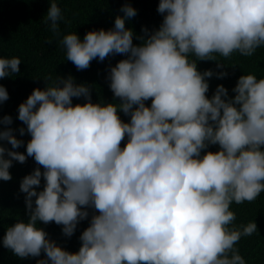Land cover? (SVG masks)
Segmentation results:
<instances>
[{
  "label": "clouds",
  "instance_id": "1",
  "mask_svg": "<svg viewBox=\"0 0 264 264\" xmlns=\"http://www.w3.org/2000/svg\"><path fill=\"white\" fill-rule=\"evenodd\" d=\"M120 11L112 29L89 31L82 40L73 32L60 41L77 70L126 56L108 75L120 103H93L88 85L57 76L18 106L26 126L19 134L31 139L26 154L0 144V181L12 179L13 161L28 157L43 171L36 167L21 180L28 219L7 228L3 247L19 258L43 252L37 264H246L235 245L257 225L230 227L231 205L264 192V78L241 75L234 97L218 85L209 99L214 73H201L189 57L215 61L216 54L252 56L264 47V0H159L162 23L141 36L126 28L137 10L125 4ZM63 19L51 0L45 23L59 35ZM21 63L0 58V78L19 74ZM81 97L86 102L73 105ZM8 99L0 85V103ZM12 123L8 115L0 120V142L18 149L24 141ZM210 145L219 150L205 151ZM88 209L98 214L75 253L38 226L54 222L70 238Z\"/></svg>",
  "mask_w": 264,
  "mask_h": 264
},
{
  "label": "trees",
  "instance_id": "2",
  "mask_svg": "<svg viewBox=\"0 0 264 264\" xmlns=\"http://www.w3.org/2000/svg\"><path fill=\"white\" fill-rule=\"evenodd\" d=\"M50 2L51 0H0V58L18 57L22 62L19 65V74L0 78V85L4 86L9 94V99L0 103V120L5 115L12 117L13 123L8 127L16 130L14 134L17 139L24 141V145L11 149V145L6 142L0 144L23 154H26V144L31 137L27 133L23 136L19 134L18 129L26 126L17 118L18 106L26 101L34 89L43 90L46 86H51L57 76H71L76 84L88 85L93 103H120L119 98L114 97L109 88L108 75L110 67L126 56L117 54L107 57L104 61L93 60L89 68L77 70L75 65L66 59V51L60 43L64 35L75 32L82 40L89 31L112 29L115 18L123 16L120 9L125 4L137 10V15L126 21V28H130L136 36L143 35V28H147L149 32L158 29L163 20L162 14L157 12L159 0H56L64 17L59 23L57 35L45 23ZM133 43L139 45L141 41L134 37ZM189 59L197 62V69L201 73L213 71L214 75L208 78L209 91L206 95L209 99L218 85H223L228 90L229 98L234 97L232 89L241 75L253 74L257 79L264 78V47L257 48L252 56H242L237 52L228 58L216 54L215 61H200L195 56H190ZM217 63L222 64V67L218 68ZM220 72L226 75L218 78L215 74ZM49 76L52 80H47ZM85 102L83 97L73 98V105H82ZM145 103L150 106L151 99ZM118 114L122 121L129 122V116L122 111ZM4 127L0 124V130ZM126 142L127 138L121 142V147H124ZM218 150V145H210L205 151ZM36 167L41 166L37 165L32 157H28L23 164L13 161L9 170L12 179L0 181V264H37V260L45 258L43 252L39 257L19 258L2 244L8 227L28 219L25 194L19 191V186L23 177ZM43 184L42 179L38 191L43 189ZM231 210L236 219L230 227L247 225L249 222H255L257 225V232L242 237L235 247L246 264H264V192L252 202L233 203ZM88 212L89 218L78 224L70 238L65 237L62 226L54 222L47 225L38 223V226L46 231L49 239L55 241L58 246L75 253L81 246L79 237L89 226L92 214H98L94 209H88Z\"/></svg>",
  "mask_w": 264,
  "mask_h": 264
}]
</instances>
